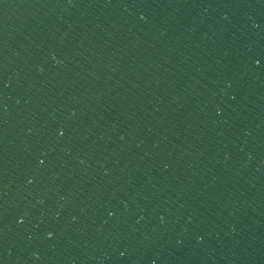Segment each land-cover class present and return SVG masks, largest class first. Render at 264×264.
<instances>
[{
  "label": "water",
  "instance_id": "1",
  "mask_svg": "<svg viewBox=\"0 0 264 264\" xmlns=\"http://www.w3.org/2000/svg\"><path fill=\"white\" fill-rule=\"evenodd\" d=\"M0 264H264V0H0Z\"/></svg>",
  "mask_w": 264,
  "mask_h": 264
}]
</instances>
